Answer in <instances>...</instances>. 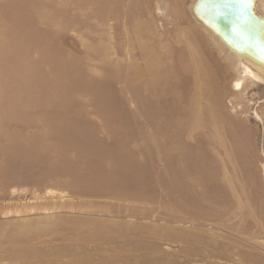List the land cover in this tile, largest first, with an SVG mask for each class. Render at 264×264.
Here are the masks:
<instances>
[{
  "label": "rangeland",
  "instance_id": "obj_1",
  "mask_svg": "<svg viewBox=\"0 0 264 264\" xmlns=\"http://www.w3.org/2000/svg\"><path fill=\"white\" fill-rule=\"evenodd\" d=\"M191 2L0 0V264H264V86Z\"/></svg>",
  "mask_w": 264,
  "mask_h": 264
},
{
  "label": "bare ground",
  "instance_id": "obj_2",
  "mask_svg": "<svg viewBox=\"0 0 264 264\" xmlns=\"http://www.w3.org/2000/svg\"><path fill=\"white\" fill-rule=\"evenodd\" d=\"M189 4L196 22L234 63L239 77L233 89L244 91L246 83L264 86V0H192ZM253 114L263 122L258 113Z\"/></svg>",
  "mask_w": 264,
  "mask_h": 264
}]
</instances>
